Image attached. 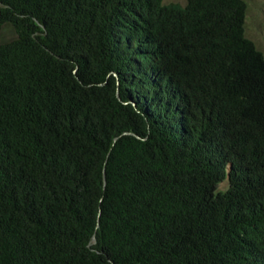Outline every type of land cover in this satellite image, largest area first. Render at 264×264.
Masks as SVG:
<instances>
[{
    "label": "trees",
    "instance_id": "1",
    "mask_svg": "<svg viewBox=\"0 0 264 264\" xmlns=\"http://www.w3.org/2000/svg\"><path fill=\"white\" fill-rule=\"evenodd\" d=\"M0 3V264H264L244 0Z\"/></svg>",
    "mask_w": 264,
    "mask_h": 264
},
{
    "label": "rangeland",
    "instance_id": "2",
    "mask_svg": "<svg viewBox=\"0 0 264 264\" xmlns=\"http://www.w3.org/2000/svg\"><path fill=\"white\" fill-rule=\"evenodd\" d=\"M186 0H163L164 4H185ZM246 14L244 24L245 37L251 40L264 57V0H244ZM15 37L12 28L4 24L0 27V43L9 41ZM226 183H221L219 189L226 188Z\"/></svg>",
    "mask_w": 264,
    "mask_h": 264
},
{
    "label": "water",
    "instance_id": "3",
    "mask_svg": "<svg viewBox=\"0 0 264 264\" xmlns=\"http://www.w3.org/2000/svg\"><path fill=\"white\" fill-rule=\"evenodd\" d=\"M0 7H5V6H4L3 4L0 3ZM125 134H128V133H125ZM104 184H105V181H104ZM96 227H98V221H97V225H96ZM95 241H96V240H95V236L93 235L92 238H91V242H90L89 245L94 244Z\"/></svg>",
    "mask_w": 264,
    "mask_h": 264
}]
</instances>
